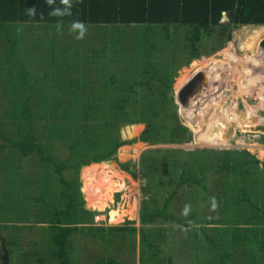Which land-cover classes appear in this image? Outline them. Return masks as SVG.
<instances>
[{
	"label": "rangeland",
	"instance_id": "374dc122",
	"mask_svg": "<svg viewBox=\"0 0 264 264\" xmlns=\"http://www.w3.org/2000/svg\"><path fill=\"white\" fill-rule=\"evenodd\" d=\"M220 21L228 23L230 38L224 39L227 31L221 39L217 33L213 46L212 37L203 34L197 57L182 50L188 26L175 32L168 28L170 47L161 42L164 49L160 46L156 54L173 75L171 86L157 77L138 81L145 62L138 56L143 24L85 23V38L76 40L70 24L58 32L54 22L0 23V228L6 240L0 264L57 261L50 236L54 210L64 209L63 186L52 162L17 147L30 128L44 153L67 165L61 174L86 209L80 221L61 214L64 224L78 227L67 241L68 264H92L100 257L120 264H264V158L259 154L264 149V99L257 90H244L245 78L252 75L254 83L248 85L264 91L263 50L260 64L254 63L264 27L233 25L225 11ZM199 70L218 73L216 80L182 105L177 97L181 84ZM174 99L177 125L188 130L174 126ZM218 114L224 119L223 144L210 141ZM131 128L137 131L130 133ZM142 130L147 140L139 139ZM118 141H127L121 148L131 144L129 164L120 157V147L104 162L114 180L123 176V185L94 205L83 191L82 169L88 164L76 169L72 163ZM245 151L258 162L226 169L225 164L248 157ZM86 177L99 185L96 171ZM180 177L188 180L177 185ZM121 208L122 219H111L110 212ZM155 208H163L167 217L143 222L142 212ZM112 225L133 228L107 230Z\"/></svg>",
	"mask_w": 264,
	"mask_h": 264
},
{
	"label": "trees",
	"instance_id": "16d2710c",
	"mask_svg": "<svg viewBox=\"0 0 264 264\" xmlns=\"http://www.w3.org/2000/svg\"><path fill=\"white\" fill-rule=\"evenodd\" d=\"M33 6H35L37 10V15L30 18L25 14V10ZM56 6H59V0H57ZM50 11H52V8L46 4L45 0H0V23L7 21H45L57 23L60 18L50 16ZM223 11L226 12L229 22H232L233 25L245 23L264 24V0H83L82 3H74L72 15L64 17L63 24H70L73 21L102 25L111 23L117 26L133 23L138 25L143 24L146 31L142 29L140 32L139 42L142 48L138 56L139 58L140 56L144 57L145 62H142V66L139 67L142 75L138 81L139 83H144L149 77H157L163 81V84L166 83V85L171 86L173 75L165 71L159 56L156 54L157 50L163 48L161 46L162 44L164 47L165 45L170 47L171 41L169 37L171 31L169 32L168 28H174L173 32H175L179 27L188 26L185 30L182 50L186 51L189 57H197L201 53L199 45L203 34L212 37L213 40L210 41L213 46L215 44L213 41L217 42L221 39L222 36L220 35H223L225 31H227V35L224 39L230 38L231 33L228 25H226L228 23H221L220 21ZM41 13L43 14V19H41ZM154 26L162 29L161 32H156ZM217 33H219V39L215 37ZM148 34L150 35L149 39H147L146 36ZM160 46L162 48H160ZM165 72H167L168 75L165 74ZM167 88L169 89L170 87ZM172 106L174 110L172 113L175 116L174 126L179 128L178 130H188L182 124L179 126L177 125L180 118L176 114L177 104L175 99L172 102ZM185 116L188 117V120L191 118V115L188 113H186ZM142 125L143 124H140V128ZM132 131L137 130L131 128L130 133ZM26 135L27 136L23 138V140L19 141L17 147H20L23 154L35 152L41 159L47 160L50 163L52 162L53 168L59 175V180L63 186L60 190V196L64 200V209H56L53 212V227L55 231L52 232L50 240L56 246L54 255L57 261L55 264H68L70 248L67 245V241L69 234L77 230L78 227L64 224L61 221V214L65 213L68 219H79L80 221L86 209L82 203L79 205L78 202L75 201L73 194L68 190L70 182L61 174L62 169L67 167V165L62 162L59 163L54 161L51 156L44 153L42 144L37 141L31 128ZM148 137V132L142 130L139 139L147 140ZM132 141L134 140H129L128 142ZM125 142L127 141L112 143L105 151L99 150L88 157L81 155L72 163V167L76 169L82 165L88 164L82 169V176L84 178L83 191L85 192L86 199L94 203V205H98L96 203H103V200L109 197L112 191L123 185V176L118 174L116 177L121 179L117 181L114 180V174H111L108 170V161L104 162V160L111 158L116 150ZM125 147H120L118 153L122 160L128 163V160H130L132 156L130 154L131 144ZM246 152L249 154L248 157L234 165L225 164L226 169H232L233 167L239 169L250 162H258V158L255 155L249 153V151H245V153ZM260 156L264 158V154H260ZM96 163H100V167L96 168ZM88 171L97 172L99 184H95L97 187H94V183H91L89 179H87L86 172ZM186 179L180 177L176 184H181L188 180ZM255 207L256 210H259V207ZM123 211V208H121V210H112L110 212L111 219L114 221L121 220L124 215L122 214ZM125 212H127V210H125ZM167 215L168 214L163 208H155L153 210L145 209L142 212L141 220L147 222L153 220L155 217H167ZM132 228L133 227H126L124 225H112L108 226L107 230L115 231ZM89 230L92 229L89 228ZM140 233L143 237V228L140 229ZM39 263L43 264L44 260L41 258ZM92 264L120 263L111 257H100L94 260Z\"/></svg>",
	"mask_w": 264,
	"mask_h": 264
},
{
	"label": "bare ground",
	"instance_id": "6f19581e",
	"mask_svg": "<svg viewBox=\"0 0 264 264\" xmlns=\"http://www.w3.org/2000/svg\"><path fill=\"white\" fill-rule=\"evenodd\" d=\"M262 25V27H264V24H261ZM259 29V28H258ZM249 40V39H248ZM261 41V40H260ZM231 46V45H230ZM229 47V46H228ZM228 49H230V48H228ZM257 49V48H256ZM255 49V52L257 51ZM261 50H263L264 51V47L263 46H261V44H260V42H259V55H258V57H256L255 59H256V61H254V63L255 64H257V66L260 64V62H261V57H262V55H263V53L261 52ZM255 54V53H254ZM253 54V55H254ZM229 55L232 57H234L235 55H234V52H233V50H229ZM253 55H251L249 58H251V57H253ZM232 57V59H234ZM216 68V67H215ZM215 68H213L212 69V71H211V73L213 72V71H215ZM207 74L206 72H202V74L200 75V82L202 83V84H204L206 81H207V83H205L203 86H207L209 83H210V86H209V88L211 87V80H216V77H217V75H218V73H213V74ZM214 77V78H213ZM224 79V78H223ZM252 81V82H250V83H254L253 81H254V79H253V76L252 75H250V77H247V78H245V80L244 81H246L247 83L244 85V90L245 91H247V92H250V93H253L254 91H258V94H260L261 95V97H262V99H264V91H262V90H259V86H258V84H257V87L255 86H253V84L252 85H248V83H249V81ZM226 81V80H225ZM255 85V84H254ZM257 88V89H256ZM241 90H243V88L241 89ZM262 91V93L263 94H261L260 92ZM218 99L220 98V97H217ZM211 100H212V98H210V97H208L207 98V101L210 103L211 102ZM193 101H196V98H194L193 100H191V102H193ZM215 102V100L213 99V103ZM211 106V105H210ZM204 107V106H203ZM202 106L201 107H199V108H203ZM219 109V108H218ZM211 111V110H210ZM231 114V113H230ZM221 116V115H220ZM219 116V114L218 115H216L215 117H214V119H213V121L211 122V127H212V130L215 132L214 134H212L211 135V139H210V141L213 143V144H223V138H221V141H219V138H220V136H222V131H223V128H224V119L223 118H221ZM225 117V116H224ZM227 118V117H226ZM206 120V124L207 123H209L210 122V120L208 119V118H206L205 119ZM227 121V120H226ZM183 123V122H182ZM184 124V123H183ZM237 125V124H236ZM204 126V125H203ZM225 143V142H224ZM227 143V142H226ZM260 151H259V153L260 154H264V149H259ZM134 188V187H133ZM132 190V189H131ZM132 194H133V192H132ZM135 207H136V204H132V208H133V210L132 211H134V209H135ZM133 213V212H132Z\"/></svg>",
	"mask_w": 264,
	"mask_h": 264
},
{
	"label": "clouds",
	"instance_id": "9594fccd",
	"mask_svg": "<svg viewBox=\"0 0 264 264\" xmlns=\"http://www.w3.org/2000/svg\"><path fill=\"white\" fill-rule=\"evenodd\" d=\"M46 4L52 8L49 15L52 17L60 18L57 21L56 27L57 31H61L63 27V18L66 16L72 15V9L74 7V3L83 2V0H59V6H56L57 0H45ZM25 14L30 18H33L37 15V10L35 6L27 8L25 10ZM41 19H43V14L41 13ZM70 34H75L74 38L76 40H83L87 33V27L82 21H73L70 23L69 27ZM215 207V204H213ZM189 213V206H185L184 215L187 216Z\"/></svg>",
	"mask_w": 264,
	"mask_h": 264
},
{
	"label": "water",
	"instance_id": "95a60500",
	"mask_svg": "<svg viewBox=\"0 0 264 264\" xmlns=\"http://www.w3.org/2000/svg\"><path fill=\"white\" fill-rule=\"evenodd\" d=\"M261 46L264 47V37L260 41ZM203 70L196 71L187 81H185L184 85L180 88L177 97L179 102L182 105L187 104L189 98L195 94V92L200 89L207 81L202 84L200 82V75L202 74Z\"/></svg>",
	"mask_w": 264,
	"mask_h": 264
},
{
	"label": "crops",
	"instance_id": "0c3cea01",
	"mask_svg": "<svg viewBox=\"0 0 264 264\" xmlns=\"http://www.w3.org/2000/svg\"><path fill=\"white\" fill-rule=\"evenodd\" d=\"M13 22H26L28 24V23H32V22H35V21H13ZM2 225H4V220L3 219H0V227ZM0 229H1L0 230V245H1L0 250H1V252H3V248L5 247L6 240L3 237L4 236V234H3L4 232L2 231V229H4V228H0Z\"/></svg>",
	"mask_w": 264,
	"mask_h": 264
}]
</instances>
